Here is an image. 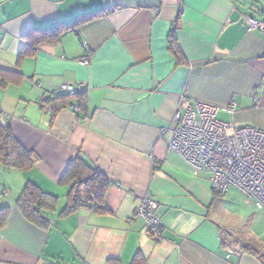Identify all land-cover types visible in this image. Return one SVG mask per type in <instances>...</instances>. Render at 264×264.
I'll use <instances>...</instances> for the list:
<instances>
[{
	"label": "crops",
	"instance_id": "obj_1",
	"mask_svg": "<svg viewBox=\"0 0 264 264\" xmlns=\"http://www.w3.org/2000/svg\"><path fill=\"white\" fill-rule=\"evenodd\" d=\"M248 17L264 23L238 0H0V69L22 77L0 86V127L36 160L17 167L0 155V264H264V237L254 243L225 219L210 173L169 147L176 113L196 102L264 131V31ZM51 31L57 40L20 60L25 42ZM67 85L85 93L53 116L43 101ZM231 104L233 117L222 111ZM77 160L109 184L102 201L65 213L90 173L65 177ZM28 184L53 197L38 223L17 204ZM146 197L161 238L137 216Z\"/></svg>",
	"mask_w": 264,
	"mask_h": 264
},
{
	"label": "built area",
	"instance_id": "obj_2",
	"mask_svg": "<svg viewBox=\"0 0 264 264\" xmlns=\"http://www.w3.org/2000/svg\"><path fill=\"white\" fill-rule=\"evenodd\" d=\"M247 24L249 30L264 31V23L252 17L247 18ZM61 91L74 94L76 89L67 85ZM220 111L221 108L202 102L180 108L170 127L169 147L196 173H210L213 189L220 195L237 188L264 208V131L225 121L219 117ZM222 111L233 117L236 106L231 104ZM157 208L158 204L146 197L137 216L145 220L150 234L161 238L162 224L154 213ZM227 255L239 253L229 248Z\"/></svg>",
	"mask_w": 264,
	"mask_h": 264
},
{
	"label": "trees",
	"instance_id": "obj_3",
	"mask_svg": "<svg viewBox=\"0 0 264 264\" xmlns=\"http://www.w3.org/2000/svg\"><path fill=\"white\" fill-rule=\"evenodd\" d=\"M250 11L264 16V4L251 3ZM37 37L35 36L33 37V40L25 42L24 47L22 48L19 55L20 60L35 53L36 48L40 43H43L45 41L57 40L59 34L57 32L51 31L42 33ZM173 38L174 37H171L170 39V51L174 54L177 62L180 64L182 62L183 56L182 51L179 48L176 40ZM21 78V74L0 69V86H5L9 82H15ZM84 93L85 90L83 89H76V92L74 94H68L59 90L57 92H54L53 96H51L50 98L44 99L43 108L46 109V107H49L51 114L54 116L55 113L66 104L69 97L79 95L82 96L84 95ZM0 155L5 165L22 167L32 166L36 162L34 158L35 156H32V154L17 146L11 140L10 133L2 127H0ZM80 167L84 170H90V173L84 176L79 173L80 175L76 182L75 191L71 195L70 204L67 206L65 213H72L82 207H90V201H102L109 184V180L105 175L89 167L85 162L81 160L72 161L64 176H75L80 170ZM214 193L215 197L224 196L220 195L215 190ZM51 201H53V197L51 195L42 192L33 184H28L17 199V204L20 210L28 219L38 223L40 218L37 210H39V208L42 206L52 205L53 202ZM98 210L102 209L98 208ZM7 213L8 208L0 206V227L4 225L7 219ZM151 236L154 235L151 234ZM246 248L255 254H259V251L255 249L254 245H246ZM262 258L264 261V254L262 255Z\"/></svg>",
	"mask_w": 264,
	"mask_h": 264
},
{
	"label": "rangeland",
	"instance_id": "obj_4",
	"mask_svg": "<svg viewBox=\"0 0 264 264\" xmlns=\"http://www.w3.org/2000/svg\"><path fill=\"white\" fill-rule=\"evenodd\" d=\"M244 9H250L251 3L264 4V0H238ZM225 119H227L225 117ZM246 196L242 192L230 189L228 193L221 197L223 204L220 205V212L228 221L234 223L239 221V229L247 232L249 239L255 243L259 237H264V208L254 207L250 210L238 198ZM256 205V201H252ZM222 208V209H221ZM263 235V236H262ZM264 239V238H263Z\"/></svg>",
	"mask_w": 264,
	"mask_h": 264
}]
</instances>
